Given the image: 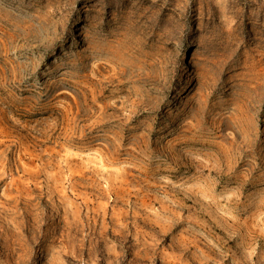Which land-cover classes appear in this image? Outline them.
Here are the masks:
<instances>
[{"label": "rangeland", "instance_id": "rangeland-1", "mask_svg": "<svg viewBox=\"0 0 264 264\" xmlns=\"http://www.w3.org/2000/svg\"><path fill=\"white\" fill-rule=\"evenodd\" d=\"M0 264H264V0H0Z\"/></svg>", "mask_w": 264, "mask_h": 264}]
</instances>
